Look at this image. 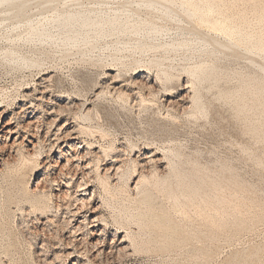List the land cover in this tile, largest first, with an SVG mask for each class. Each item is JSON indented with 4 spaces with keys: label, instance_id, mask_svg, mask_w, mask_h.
<instances>
[{
    "label": "rangeland",
    "instance_id": "obj_1",
    "mask_svg": "<svg viewBox=\"0 0 264 264\" xmlns=\"http://www.w3.org/2000/svg\"><path fill=\"white\" fill-rule=\"evenodd\" d=\"M81 1L83 3L93 2L92 0ZM117 1L123 2V0ZM256 1L189 0L190 3L202 8L201 13L206 20L214 21L215 27L213 24L198 27L185 20L188 23L186 28L199 33V35L202 34L204 39L209 40L210 37H216L215 39L222 41L225 38L223 37L225 36L224 30H228L235 39L246 36L239 35V31H241L242 34H248L249 36L247 35L246 38L248 37L254 43L263 41V47L261 45L259 50H252L248 56H244L241 49L237 53L226 52L223 54L224 56L221 55L223 58L220 56L221 59L217 60L203 56V62L214 63V68H217V79L214 84L205 81L200 85H195L191 84L190 77L187 78L188 75L186 76L184 70L192 68L198 62L197 57L186 53L189 54L188 57L183 52L176 53L179 55L176 56L175 53L170 54L160 48L156 51L157 48L153 47L152 49L151 47L142 48L144 50L134 49L133 36H121L124 40L118 36L120 41L121 39L123 41L120 43L118 39L119 43L117 44H114L116 40L113 39L115 38L105 37L99 42L100 44L96 45V49L95 46L85 48L81 45L80 47L87 50L76 46L75 50L72 47L63 50L54 48L56 51L54 52V49L43 45L41 47L35 45V48L33 46L31 48L30 45H21L24 44L21 41L20 44L13 38L8 37V39L6 34L8 32L4 29L8 26L0 30V36L6 37H0V50L14 48L18 45L21 47L17 48L24 56L28 55L27 57L34 60L38 56L37 64H30L31 66L8 65L0 61V99L3 100L6 97L0 101V201L4 203L11 196L15 183L17 188H21L24 184L31 194L33 192L41 194L39 192L44 191L49 206L61 205L57 217L53 218L51 223L53 225L48 224L49 228H52L49 232V228L46 231L43 224L46 222L45 217H52L49 215L50 213L44 218L40 217L38 213L34 216L33 214L29 215L28 202L25 201H21L20 209L14 204L7 206L5 210L7 230L5 233L9 231L11 233L10 240H13L11 241L13 242L11 247L13 251L10 249L9 256L4 257L0 250V264H180L181 262V264H194L191 261L193 253L190 250L191 245L188 243L190 241L184 242L185 244L183 243L179 248L169 249L166 252L144 253L141 250H134L131 239L140 243L146 237L143 235L139 237L141 233L139 234L140 231L138 232L136 226L122 228L114 224L115 211L108 204L110 203L109 197L105 195L97 181V175L104 177L107 174L109 182L116 183V179L123 171L129 172L130 162L135 160L138 162L137 175L133 176L129 183V189L133 190L130 191V195L135 194L134 187L140 171L150 180L153 171H157V174L159 171L160 178H162L161 175L165 177L167 161L161 158L164 157L165 152L176 151V149L186 156L183 157L186 161L182 158L184 160H182L183 168L189 169L188 161H196L198 166H201H199L200 168H206L212 172L214 170L218 173L220 172L218 170L223 168H228V171L230 169V175L232 178L234 177L231 179L232 187L227 190L226 187L223 188L222 183H219L218 185L221 186L219 189H223L222 191L218 189L219 192L225 193L221 195L218 192V195L225 199L229 197V201L230 198L232 199L229 195L230 192H232L231 196L234 195L229 203V212L234 210L236 204H240L238 206L240 210L236 207L239 211L238 215L237 211L235 212L236 209L233 213L231 212L233 215H237V217L234 216V220H223L226 221V223H222L223 227L214 229L216 233L218 232L217 235L213 233L214 230L210 228L206 219H202L199 223L196 221L195 225L198 226L196 227L202 233L206 232V235L204 234L206 238L203 239L205 236L201 237L199 243L204 245L203 249L201 247L197 261L194 260L195 264L196 262H200V264H264V124H262L264 122V97L262 100H257L256 92H254L256 90L253 89V80L260 84L264 83V73L252 63L261 62L260 64L264 65V0ZM254 3H257L256 6ZM58 6L59 0L53 5L39 10L30 8L25 16L35 17L33 19L36 23L41 22L49 17L51 11ZM47 13L49 16L44 17L48 15ZM37 17L38 21H36ZM3 18L4 16L0 14V23L4 22L7 25V20L3 21ZM22 18L19 17V19ZM159 23L156 24L161 26L162 32L156 36V44L176 42L175 40L178 41L181 38V36H177L180 35L177 24L166 21ZM171 28H174L175 31ZM142 32L143 30L140 31L139 36ZM189 35L186 37L190 40L188 44L194 41V46L196 41L192 38L193 35H190L191 37ZM13 41L16 43L14 44ZM127 45L133 46L132 49ZM196 47L195 45L192 48ZM58 50L59 52H57ZM66 50H68L67 54H64ZM69 50L73 53H69ZM155 57L161 58L154 59ZM259 58L262 61H259ZM131 59L133 60L131 61ZM160 60L166 61L160 62ZM154 61H159L163 68L170 65L173 67L174 73L170 72L173 77L170 82L166 83L167 86L162 83L163 79L160 78L161 75L157 66L153 64ZM180 66L181 68H179ZM242 81L243 83L247 82L248 89L251 90H248L246 94L249 95L246 98L247 101L245 99L243 102L246 104H244L245 110L239 112L236 111L233 97L226 99L220 95L229 93L237 96V91L242 92L241 88L239 89ZM196 91H199L200 100L205 107L206 113L201 115L202 117L192 109V100L195 93L198 94ZM251 96L256 97L253 98L255 101L251 99ZM261 106L263 107L261 108ZM248 109L249 111H247ZM259 110H262L261 114ZM242 111H245L243 112L245 114ZM193 114L199 117H195ZM258 120H261V123L256 124ZM91 126L103 130L105 138L101 139L98 133H87L85 128ZM260 127H262L261 132L258 131ZM253 130L259 132L258 135L262 136V139ZM132 146L133 148H131ZM108 147H111L113 152L109 157L104 158L102 150ZM120 166L122 170L120 169L121 171L119 170V174L117 173L116 176V168ZM221 167L223 168L220 169ZM107 169L108 171H106ZM83 180L88 182V185L84 186L86 192H76L78 184L83 183ZM231 188H235L234 191ZM66 191L71 196L70 200L65 196ZM19 194L23 195V191ZM82 194L85 196H81ZM207 194L208 197L211 196L209 193ZM75 197H90L91 200L85 211L81 210V213L72 218L70 211L75 212L78 204L68 208L67 203L71 204ZM157 198L161 202L157 199L155 208L166 206L164 198L159 196ZM216 204L219 208L218 205L223 202L220 204L216 202ZM224 205L229 208L225 202L222 206ZM222 206L220 213H217L219 210L216 209L218 218L219 214L226 209ZM175 214L174 212L173 215L175 216ZM83 215L86 216L88 223L95 217L100 219L99 224H90V226L98 224V227H90L89 230L96 235L91 237V242H101L103 253L106 255L108 253L110 256L109 251L115 241L119 245V241L124 236L126 239L124 245L129 246L126 253L124 255L122 253L121 257L119 254H114L112 263H107L103 262V258L102 260L94 258L96 253H93L89 248L86 256L79 254L77 251H81L82 248V245L79 248L80 242L65 244L69 237L70 227H76ZM67 219L71 221V224L69 228L66 227L62 230L63 221ZM227 220L232 224L231 222L227 223ZM55 229L58 231L57 235H55ZM211 230H213L212 240L207 236ZM50 233L54 234L50 235ZM128 235L131 236V239ZM81 237L82 235H78L77 241ZM59 238H62L63 241L60 242ZM87 241L90 243V237ZM41 248H45V252H41ZM73 248L74 250H72ZM61 253L64 255L70 253L66 262ZM102 256L104 255L102 254Z\"/></svg>",
    "mask_w": 264,
    "mask_h": 264
},
{
    "label": "bare ground",
    "instance_id": "obj_2",
    "mask_svg": "<svg viewBox=\"0 0 264 264\" xmlns=\"http://www.w3.org/2000/svg\"><path fill=\"white\" fill-rule=\"evenodd\" d=\"M57 1L58 0H0V14L4 16L3 21L7 20V22H8L7 25H5L4 22L0 23V30L3 27L8 26V27L4 28L5 30H7L6 32H8V33H6L7 38L8 37L11 39L13 38L16 41H19L17 43H20V44H21V42H23L24 44H21V45H26V46L30 45L31 48H32V46H33V48H35L34 47L35 45H38V46L40 45V47L43 45V46H46L48 48H51L52 50L54 48L59 49V50L60 49L63 50V49H68L70 47H72V49L74 48L73 50H75L76 46L80 47L81 45L84 46L85 48L87 46H90V47L95 46V49H96V45L99 42H101L105 37L115 38L113 40H116V41L115 42L113 41V42H114V44H117V43H119L118 39L120 41L121 36L122 37L125 35L126 36L128 35V37L133 36L132 42H134V41L135 42L132 44H134L135 47L127 45L128 47L130 46L131 49L133 47L134 49L144 50L142 48L151 47V49H152V47H153L155 49L157 48L156 51L159 50V48H160L161 50H163L167 53L168 52H170V54L175 53L176 56H179V55H177L178 52H183L186 56L189 55L186 53H190V55L194 56L195 58L197 57L198 62L196 60L197 63L194 66L192 65L193 67L190 66L192 68H190L188 70H184L186 73V76L188 75L187 78L190 77V80H192L191 84H195V85H200L205 81L206 82L209 81V82H211V84H214L216 82V79H217V75H216L217 68H214V66H213L214 63L212 62L213 64H209V63L207 64V63L203 62L204 61V60L202 61L203 56H209V57H211V60H212V58L217 60L218 58L219 59L223 58V56H224L223 54H226V52L237 53L240 51V49H241V52H243L244 56H246V55L248 56L249 53H252V50H256V51L259 50L261 45L263 47V41H262V43L261 42H259V43L255 42L254 43V42L250 41V39L247 37L249 39V41H248L246 38V36L248 34H246V33L242 34L243 32L240 33L241 31H239V35L241 34V35H246V36L245 37L240 36L239 38L235 39L228 30H224L225 36H223V37H225V38H224V40H222L223 39L222 38L221 39L222 41H219V40L215 39L216 37L215 38L213 37L214 35L212 36L213 38L210 37L209 40H206V39H204L205 37L203 38V36H201L202 34L199 35V33L188 30L189 28H186V27H188V23H186L185 20L189 21V23L197 25L198 27L199 26L202 27L203 25L210 26L211 24H213V27H215L214 21L206 20L204 15L201 13L202 8L198 7L195 4L190 3L189 0H178V1L177 0H135L134 2H132L131 0H123V2L122 1L120 2L117 0H114L112 2H111V0L108 2H107V0H96V1L92 0L93 2H90V3H83L81 0H61V1L59 0V6L55 7V10L53 9L51 11L50 16L47 13L48 15H45L44 17H47V16H49V17L43 19L45 21H43L41 19L43 22L40 20L41 22L36 23L35 20L33 19L35 17L25 16L26 14H28L27 11L30 8H33V10H36V9L39 10L40 8H43V7H46L49 5H53ZM32 3H34V6H32ZM256 4L254 3L255 6H256ZM51 9H52V7H51ZM22 16H23V18H22ZM19 17H21L22 19H19ZM37 19H38V17L36 18V21H38ZM222 19H224V18H222ZM259 19H260V17H259ZM165 21L169 22V23L177 24V26H179L178 32L180 33V35H177V36H179V37L181 36V38L178 41L175 40L176 42H170L167 44L163 43V45H161V44L159 45V44L155 43V41H156L155 38L162 31L160 29L161 26H158L156 23H159V22L165 23ZM189 26H191V25H189ZM142 30H143V32H142L141 36H139V33ZM196 30H197V28H196ZM236 30H238V29H236ZM166 31H167V29H166ZM174 31H175V29H174ZM199 32H200V30H199ZM236 32L238 33V31H236ZM208 33H209V31H208ZM91 34H92V36H91ZM188 34L193 35L192 38L195 39V41H196L195 42L196 43L195 45L197 46L196 48H192V47H195V45L193 46V43H194L193 40H192L193 42H191L192 46H191V44H188V42L190 41V40H188V38H186V37H188ZM118 36H120V37L118 38ZM0 37L3 38L4 36L3 37L0 36ZM116 37H117V39H116ZM4 38H6V37H4ZM130 38H132V37H130ZM8 39H6V40H8ZM122 39H121V41L124 40V39L123 40ZM6 40H4L5 43H7ZM2 41H3V39H2ZM121 41H120V43H121ZM10 42H12V40H10ZM15 43L16 42H14V44ZM127 43H129V42H127ZM8 46H10V45H8ZM17 47H21V46L17 45ZM17 47L8 48L5 50L4 49L0 50L1 51L0 52V61H2L5 64H8V65L10 64V65H15V66H18V65L19 66H26V65L28 66L30 64H32V65L37 64L36 59L38 58V56L36 57L35 60L27 57L28 55L24 56L23 54L20 53V49ZM84 47H80V49L83 48L84 50H87ZM51 49H48V50L50 51ZM55 49H54V52H56ZM30 50H32V49H30ZM59 50L57 52H59ZM44 51H45V49H44ZM67 51L68 50H66V53L64 52V54H67ZM134 51H136V50H134ZM37 52H39V51H37ZM45 53L47 54L48 52H45ZM62 53H63V51H62ZM69 53H73V52H70V50H69ZM181 55H183V54H181ZM221 55H223V56H221ZM227 55L229 56V54H227ZM41 56H43V55H41ZM172 56H174V55H172ZM220 56H221V58H220ZM180 57H179V60H180ZM184 57H182V58H184ZM194 57H193V59H194ZM160 58L155 57L154 59H160ZM132 60L133 59H131V61ZM134 60H136V59L134 58ZM176 60H178V59H176ZM189 60L192 61V59H189ZM260 60L261 59L259 58V61ZM136 61H134V62L138 63ZM163 61H166V60H163ZM163 61L160 60V62H163ZM181 61H179V62H181ZM160 62L154 61L153 64L155 66H157V68H158V72L161 75L160 78L163 79L162 83L166 84L172 80L173 75H171L170 72L172 71L173 67H171V65L170 66L168 65L169 67L163 68L162 67L163 65ZM174 62H176V61H174ZM185 62H181V63H185ZM177 63H178V61H177ZM193 63H195V62H193ZM252 63L257 65V68L259 71L264 73V65L260 64L261 62L260 63L252 62ZM255 65H254V67H255ZM123 66H124V64H123ZM179 68H181V66ZM172 73H174V72L172 71ZM161 79H159V80L161 81ZM247 82H245V81H244V83H243V81L241 82L239 89L241 88L240 90L242 92L237 91V96L235 94L232 95V94L227 93L228 91L226 92L227 94L224 93L225 95H222V94L220 95V96L225 97L226 99H232V97H233L235 99L234 104H236L235 105L236 111L238 110L239 112L243 109L245 110L246 106L244 107L245 103H243V102L246 98L249 97V95L248 96L246 95L248 90H251V89H248L249 85L247 84ZM261 84H264V83H261ZM261 84H260V82L253 80V85H254V87H256V88L253 87V89L256 90V91H254V90L253 91L256 92L255 96H257V100H262V98L264 97V85H261ZM166 86H167V84H166ZM206 89H208V88H206ZM196 90H198V89H196ZM197 93L199 94V91ZM198 94L195 93V96L193 95L194 98L192 100V105H193L192 109H194L195 113L198 114L199 116H201V115L203 116L206 113L205 107L203 106V104L200 100V94H199V96H198ZM252 94H253V92H252ZM254 97L251 96V99L254 100L256 98V97L255 98ZM1 98H3V97H1ZM1 100L2 99H0V101ZM246 101H247V99H246ZM254 103H256V102H254ZM232 105H233V103H232ZM251 105L253 106V104H251ZM260 105H261V103H260ZM260 105H259V107H260ZM262 107L263 106H261V108ZM247 111H249V109ZM243 112H245V111H242V113ZM259 112L261 114L262 110L261 111L259 110ZM86 114H88V113H86ZM243 114H245V113H243ZM199 116H197V117H199ZM85 117L87 118V116H85ZM260 121L258 120L256 122V124L261 123ZM262 121H263V119H262ZM262 124H264V122ZM261 129H262V127H260V129L258 131L261 132L260 131ZM85 130L87 133L89 132V134H93V133L97 134L98 133L101 136V137L99 136L101 139H104L105 138L104 136H106L105 132H103V130H101L99 128L96 129V128L91 126V127H86ZM254 132L257 133V131H254ZM259 132L256 135H258ZM252 134H253V132H252ZM258 136L260 137V135H258ZM131 148H133V146ZM172 148H174V147H172ZM112 150L113 149L111 147H108L105 150L103 149L102 153H103L104 158L109 157L110 154L113 152ZM180 152L177 151V149H176V151L171 150V151L165 152L164 155L162 154L164 157L161 159H165V161H167V165L165 167L167 170V175L165 177H163L161 175L162 178H160L159 177V171H158V174H157V171L156 172L153 171L151 173L152 179L150 180V179H148V177L144 176V173L142 174L140 171V173L137 176L139 178H138L136 185L134 187L135 194H132L133 196L130 195V191H133V190L129 189V183H130L131 179L133 178V176L137 175L136 171H137V167H138L137 166L138 162H136L135 160H132L130 162L131 165H130V170H128L129 172L123 171L122 174L120 173L121 175H119L118 178L116 179L117 180L116 183L112 184L111 182H109V176L107 174L104 177L97 175V181L101 185L105 195H107L109 197L110 203H108V204L111 205V208L114 209V211H115L114 215H113L114 224L121 226L122 228L130 227V226H136L138 229V232L140 231L139 234L141 233L139 235V237H141L142 235L146 237V238L143 237L144 239L141 242L138 241L140 243H137V241H135V239H131L130 238L131 236L128 235L129 238L131 239V242H132L131 245L133 244L132 247L134 248V250H137V251L141 250L144 253L150 252V251H165L166 252L169 249L179 248V247H181V245L184 242L190 241L188 243H190V245H191L190 250L193 253V254L191 253L192 254L191 261H192V263L195 264V261H197L198 257L200 256L199 252L201 251V247L203 249V245H204L202 243H201L202 244L201 245L199 242L201 241V237L206 235L205 234L206 232L202 233L201 231H199L200 229L198 230V228H197L198 226L195 225L196 221L199 223L202 219H204V220L206 219V221L209 222L210 228H212L213 230L214 229L216 230L217 228L219 229L224 224L223 222L226 223V221H223V220H226V219L234 220L235 215H233L232 213L234 212L236 207L238 210H240L238 207V206H240V204L239 205L236 204L235 205L236 207L234 206L235 208H233L234 210H232V211L230 210L232 212L231 213V212H229V209H230L229 203L233 199V196H234V195L231 196L232 192H230L231 194H229L230 197H232V199L230 198V201H229L228 196H227L228 199H225V197L220 198V196L224 195L225 192L223 194H221V192H219V190L220 191L223 190V189H219L221 187L218 185L219 183H222L221 185H223V188L226 187L225 189H227V190L229 189V187H232L231 186L232 185L231 179H233L234 177L232 178V176L230 175V172H231L230 169H229L230 172L228 171V168L225 169L223 167L220 168V169L223 168L222 170H218V171H220L218 173L215 172L214 170H213V172L211 170L208 171V169H206V168L205 169L200 168L201 166L199 165L200 166L199 167L198 163L196 161L195 162L197 164L193 161H191V162L188 161L189 158L187 159V161H188L187 166L189 167V165H190L189 169L183 168L182 160L184 159L183 157L185 155H182ZM98 161H99V158H98ZM160 162H161V160H160ZM184 165H186V164H184ZM120 169L122 170L121 166L116 168V173H115L116 176H117V173L119 172ZM106 171H108V169ZM215 173H217V174H215ZM226 174H227V177H225L226 178L225 179L224 176ZM228 176H230L231 178H229ZM224 179H225V181H224ZM52 181L55 182V180H52ZM223 182L226 183L225 186H224L225 183H223ZM238 184H240V183H238ZM86 185H88L87 181L83 180V183L80 182V184H78V186H77L78 190L76 192L85 193L86 188L84 186H86ZM243 188H241V189H243ZM231 189H230V191H231ZM234 189H232V190L234 191ZM12 190H13V192H12L11 196H9V198L7 200H5L4 203H1V201H0V250H2V255H4V257L9 256V254L11 253L10 251L12 250L11 247L13 246V242H11L13 240H10V238H11L10 231L8 233H5L7 230V228H6L7 221H6V217H5L6 216L5 210H6L7 206L14 204L15 207H19V209H20L19 205H20L21 201H25V202H28L27 204H28L29 210H30L29 212L26 210L25 211L28 212L29 215L33 214V216H34L36 213H38L40 215V217L44 218L45 215H48L50 213L49 215H51L52 217L51 218L45 217L46 222L43 224L46 231H47V228L50 227V226H48V224H51L53 221V218L57 217L58 210L61 207L60 204H56L54 206L53 205L49 206L48 202L46 200L44 191L39 192L41 194H38V193L35 194V192H33L31 194V192L30 193L28 192V190L26 189L24 184L22 185L21 188H17L16 184L14 183ZM244 190H245V188H244ZM21 191H23V195L19 194V192H21ZM67 191L65 192V196H66V198H68L70 200L71 196L68 194ZM218 192L221 194L220 196L218 195ZM93 193H94V191L92 192V195H93ZM207 193H209V196L210 195L211 196L208 197ZM228 193H229V191H228ZM81 196H85V195L82 194ZM157 196L164 198V200L166 201V206L159 207V209L155 208L156 207L155 206L156 200L158 199ZM59 198H61V197H59ZM61 200H62V198H61ZM90 200H91L90 197L89 198H86V197L77 198V197H75L72 200L71 204L68 202L67 203L68 208L70 206H74L75 204H78V206H76V208H75V210H76L75 212L70 211L72 218L75 217L78 213H81L82 212L81 210L85 211V209H87V207H88V202ZM157 201H159V199ZM162 201H163V199H162ZM159 202H161V201H159ZM216 202L218 204H220V202H223V204H224V202H225L226 206H229V208L227 207L228 208L227 209L225 207V205L222 206L223 204H220L222 206V208H226V209H224V210L222 209L223 212L221 214H219L220 215L219 218L217 217V215H218L217 213H220L221 206L218 205V207L220 209L217 208ZM162 203H165V202H162ZM231 205H234V204L231 203ZM216 209H218L219 212H217ZM237 209L235 210V212L237 211L236 213L238 215L239 211ZM174 212L176 213L175 214L176 217L173 215ZM237 215L235 217H237ZM81 218H82V220L79 221V224L76 227L75 226L70 227L69 237L67 238V242L65 244L70 245L71 243H73L75 241L77 243L80 242L79 248H80V245H82V248H81V251L80 250L77 251V252H79V254H83V256H86L87 253L89 252V249H91V251H93V253H96V254H94L95 255L94 258H98L99 260H102V258H103V262H107V263H112V256L114 254H119V257H121L120 255L122 253H123V255L126 253V250L129 248V246L124 245L126 243L125 236L123 239H121L119 241V245H117V243L115 241L114 246H112L111 250L109 251L110 256H108L107 252H106L107 255L105 253H103L102 248H101L102 247L101 242H99V241L98 242L96 241L95 243L91 242L92 241L91 237L95 234L93 232H90V230H89L90 227H98V224H99L98 222L100 219L95 217L91 220L90 223H88L85 215L81 216ZM34 220H37V219L34 218ZM204 220H203V222H204ZM228 220H227V223H230L231 221H228ZM237 221H238V219H237ZM70 222L71 221L69 219L63 221L61 229L63 230L66 227L69 228V226L71 224ZM95 223H98V224L95 226H93V225L90 226V224H95ZM233 223H235V222H233ZM206 224H208V223H206ZM231 224H232V222H231ZM51 225H53V224H51ZM51 229L49 228L48 232ZM206 229H207V227H206ZM43 230H44V228H43ZM56 230L57 229H55V231L53 230L55 232V235L58 234L57 233L58 231H56ZM213 230H211V233L208 232V234H207V236L210 239L212 238L213 233H216V231L215 230L213 231ZM40 231H41V229H40ZM212 231H213V233H212ZM115 232H116V230H115ZM217 233H216V235H217ZM51 234H54V233H50V235ZM59 234H61V233H59ZM100 234H101V232H100ZM78 235H82V237L79 239V241H77V239H76V237ZM126 235H127V233H126ZM47 237H49V236H47ZM88 237H90V243H88V241L86 242ZM205 238H206V236L203 239H205ZM59 239H60V242L63 241V240H61L62 238H59ZM140 239H142V238H140ZM213 240H215V239H213ZM208 241H209V239H208ZM60 242H59V244H61ZM43 243H44V241H43ZM44 247H46V246H44ZM70 247H69V249H70ZM217 247L216 248L214 247V248L217 249ZM44 249L45 248H41V252L44 251ZM72 250H74V248ZM215 252H217V251H215ZM61 254L64 255V253H61ZM102 254L104 256L101 257ZM208 256H209V254H208ZM63 257H65L63 259H65V262H66V260L69 259V257H70V253H66ZM116 259H117V257H116ZM196 264H200V262H198V263L196 262Z\"/></svg>",
    "mask_w": 264,
    "mask_h": 264
}]
</instances>
